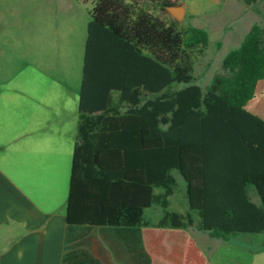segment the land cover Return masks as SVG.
<instances>
[{"label":"trees","instance_id":"16d2710c","mask_svg":"<svg viewBox=\"0 0 264 264\" xmlns=\"http://www.w3.org/2000/svg\"><path fill=\"white\" fill-rule=\"evenodd\" d=\"M88 1L66 223L146 227L144 209L167 206L175 170L188 211H165L155 227L186 228L196 211L213 238L264 232V120L244 107L264 79V24L251 25L203 91L192 54L208 34L181 30L166 12L175 2Z\"/></svg>","mask_w":264,"mask_h":264},{"label":"rangeland","instance_id":"374dc122","mask_svg":"<svg viewBox=\"0 0 264 264\" xmlns=\"http://www.w3.org/2000/svg\"><path fill=\"white\" fill-rule=\"evenodd\" d=\"M170 1L184 8L179 18L166 8L181 30L193 26L208 34L202 52L192 54L195 83L203 91L221 72L224 55L240 44L251 25L264 24V0ZM91 7L88 0H0V154L11 177L18 176L25 185L32 182V159L22 154H32L34 123L41 126L44 119H56L69 109L76 115ZM173 174L176 184L167 206L154 201L144 209L147 228L154 229L165 211H188L183 179L177 171ZM162 191L154 188L155 194ZM190 214L194 223L179 232L192 237L190 243L199 249L193 252L192 264H264V232L213 238L197 228V212ZM177 248L170 250L171 257L180 251ZM183 258L190 259L188 254Z\"/></svg>","mask_w":264,"mask_h":264},{"label":"crops","instance_id":"0c3cea01","mask_svg":"<svg viewBox=\"0 0 264 264\" xmlns=\"http://www.w3.org/2000/svg\"><path fill=\"white\" fill-rule=\"evenodd\" d=\"M112 97L116 101L118 93ZM78 101L76 115L69 109L61 117L44 119L41 126L34 123L32 154H22L32 159V182L25 185L11 177L0 154V264H192L199 249L180 229L66 223ZM244 107L264 120V79L257 81ZM251 198L258 202L255 194ZM168 233L177 237L169 240ZM177 246L180 251L171 257ZM187 254L190 259L183 258Z\"/></svg>","mask_w":264,"mask_h":264},{"label":"water","instance_id":"95a60500","mask_svg":"<svg viewBox=\"0 0 264 264\" xmlns=\"http://www.w3.org/2000/svg\"><path fill=\"white\" fill-rule=\"evenodd\" d=\"M170 12L175 16V18H179L184 11V8L179 7V6H170L168 7Z\"/></svg>","mask_w":264,"mask_h":264}]
</instances>
